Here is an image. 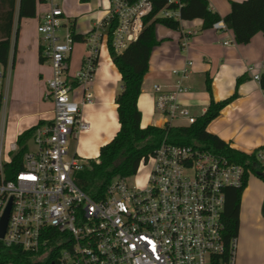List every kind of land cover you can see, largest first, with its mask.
<instances>
[{
	"label": "built area",
	"instance_id": "1",
	"mask_svg": "<svg viewBox=\"0 0 264 264\" xmlns=\"http://www.w3.org/2000/svg\"><path fill=\"white\" fill-rule=\"evenodd\" d=\"M168 3L178 8L164 10L162 17L180 20L183 0ZM39 4L48 6L38 33L41 57L51 68L44 97L54 104L55 116L36 129L22 169L10 177L13 157L3 161L0 138V223L10 208L0 241L49 264H235L238 239L227 238L224 213L227 190L243 187L246 175L252 174L244 165L201 147L164 142L141 160L132 177L146 168L148 173L134 185L131 177L114 179L105 197L95 200L76 181L89 161L71 153L70 142L89 128L82 107L94 98L91 87L102 40L108 38L105 29L116 22L112 44L121 54L139 39L145 18L153 12L152 1L111 0L108 14L86 39L88 55L74 77L69 60L75 41L60 0ZM213 28L226 30L221 23ZM247 72L260 82L264 65L259 72L249 66ZM187 73V68L182 71ZM77 91L80 101L74 97ZM186 91L181 85L174 92L154 87L156 109L170 126L179 117L189 125L197 120L177 100ZM1 104L0 99V111ZM11 151H19L17 142ZM252 154L264 175V145Z\"/></svg>",
	"mask_w": 264,
	"mask_h": 264
},
{
	"label": "crops",
	"instance_id": "2",
	"mask_svg": "<svg viewBox=\"0 0 264 264\" xmlns=\"http://www.w3.org/2000/svg\"><path fill=\"white\" fill-rule=\"evenodd\" d=\"M208 1L213 11L225 17L231 12L233 1L246 0ZM110 5L111 0H92L85 4L80 0H64L61 7L68 21L66 24L72 25L77 34L88 37L106 17ZM47 9L48 6L38 3L35 18L20 20L19 5L17 7L10 63L4 75L0 64V84L7 80L5 94H0V138L3 136V141L7 137L18 140L21 134L40 122L47 124L54 119V104L44 97L51 68L41 57L38 33L39 18ZM180 22L179 29L161 24L156 27L159 44L151 53L150 69L138 100L142 128L164 127L169 121L156 109V85L164 92H174L180 85L186 88L187 91L179 94L177 100L199 118L206 113L211 102L207 90V82L211 80L212 96L216 102L234 95L236 98L208 125V132L233 149L252 154L264 145V90L247 70L249 66H255L259 72L264 65V34L258 33L249 44L240 45L224 22H220L226 29L223 31L214 28L202 30L201 19ZM105 41L108 44L107 37L101 43L91 87L94 98L82 107V119L90 124V130L81 131L72 141V153L83 152L85 155L96 152L95 155H99L101 147L111 142L120 130L115 100L122 87L121 74L109 49L103 50ZM226 41L230 44L224 45ZM75 44L69 60V75L72 77L81 71L89 51L86 41ZM72 62L74 69H71ZM186 68L188 73L183 76L182 71ZM240 78L245 79L238 84ZM172 126H189V122L179 117ZM244 197L243 194L235 264H264V239L260 231L264 226V191L260 192L258 202L248 212L243 208Z\"/></svg>",
	"mask_w": 264,
	"mask_h": 264
},
{
	"label": "trees",
	"instance_id": "3",
	"mask_svg": "<svg viewBox=\"0 0 264 264\" xmlns=\"http://www.w3.org/2000/svg\"><path fill=\"white\" fill-rule=\"evenodd\" d=\"M136 1V0H131ZM153 12L145 18V26L139 39L131 43L128 48L118 54L113 47V32L116 22H112L105 29L108 36V49L111 58L121 74L122 87L116 96V105L120 130L115 138L100 149L97 159L90 160L82 171L77 173L78 186L95 200L105 197L114 179L132 177L136 175L140 162L158 149L162 143L181 146H195L213 153L224 155L250 169L252 174L264 180L262 168L256 165L254 154H247L230 147L218 136L208 132V125L219 117L221 111L233 102L236 95L216 102L212 96L211 80L207 82V90L211 95V102L206 113L197 118L189 126L164 127L148 126L142 128V113L138 107V100L142 93L145 76L150 69V56L155 46L159 44L156 37V27L161 24L170 29H179L180 20L192 21L201 19L202 30L213 28L217 23L224 22L234 32L236 42L246 45L258 33L264 34V0H246L231 3V12L222 17L213 11L208 0H183L180 9V20L164 18L161 13L166 9L175 10L178 4H169L168 0H151ZM90 3L92 0H80ZM39 0H0V64L6 73L10 63L11 39L15 20V13L19 5V19L35 18ZM70 30L75 42H85L87 36L79 35L71 25ZM97 64V63H96ZM245 78H240L238 84ZM76 83H74L75 85ZM260 85L264 90V73ZM21 134L17 140L19 151L13 155L7 172L9 177L19 172L23 165V156L28 149L29 141L34 137L39 126ZM247 174L243 187L227 190V203L224 213L226 236L228 239L238 237L240 229V212L242 197L249 182ZM0 264H49L36 262L35 256L20 247H6L0 241Z\"/></svg>",
	"mask_w": 264,
	"mask_h": 264
},
{
	"label": "rangeland",
	"instance_id": "4",
	"mask_svg": "<svg viewBox=\"0 0 264 264\" xmlns=\"http://www.w3.org/2000/svg\"><path fill=\"white\" fill-rule=\"evenodd\" d=\"M64 0H61V5H62V2ZM62 9L64 10L63 6H62ZM76 45V44H75ZM108 44H107V41L104 42L103 44V50L106 49L108 50ZM71 69H74V62L71 63ZM4 83V84H2ZM6 83H7V80L4 79V82L1 81V84H0V94L4 95L5 94V90H6ZM75 99L77 101H80L81 100V95L79 94V91H77L75 93ZM0 126H1V123H0ZM17 140L16 139H9L8 137L4 139L3 141V144H4V153H3V161H8L11 157H13V155H15L16 153L14 151H11V145L13 143H16ZM29 144V143H28ZM18 145V144H17ZM19 146V145H18ZM195 146L199 147L198 144H195ZM31 147L33 148V145L31 144ZM73 147H74V144L72 143V141L70 142V152L72 153L73 152ZM95 153H92V154H85L83 152H79V156L83 159H85L86 161H90V160H95L97 161L99 155H95ZM148 173V168H146L143 173H141L139 176L137 177H131L130 178V184L134 185L136 184L137 180L138 179H143L146 174ZM261 191H264V180L259 178L257 175L255 174H251L250 177H249V182H248V186L246 188V190L244 191V203H243V208H244V211L245 212H248L250 211L253 206L255 205V203L258 202V198H259V195H260V192ZM261 231V236L263 237L264 239V226L262 228ZM264 242V241H263ZM40 259V256H37L36 257V260L39 261Z\"/></svg>",
	"mask_w": 264,
	"mask_h": 264
},
{
	"label": "water",
	"instance_id": "5",
	"mask_svg": "<svg viewBox=\"0 0 264 264\" xmlns=\"http://www.w3.org/2000/svg\"><path fill=\"white\" fill-rule=\"evenodd\" d=\"M9 211H10V208H8V210L6 211L0 223V238H3L5 235V230H6V226H7V222L9 218ZM263 213H264V207H263Z\"/></svg>",
	"mask_w": 264,
	"mask_h": 264
},
{
	"label": "bare ground",
	"instance_id": "6",
	"mask_svg": "<svg viewBox=\"0 0 264 264\" xmlns=\"http://www.w3.org/2000/svg\"><path fill=\"white\" fill-rule=\"evenodd\" d=\"M87 123V122H86ZM89 126H90V124L89 123H87ZM89 130H90V127L88 128ZM87 131V130H86Z\"/></svg>",
	"mask_w": 264,
	"mask_h": 264
}]
</instances>
